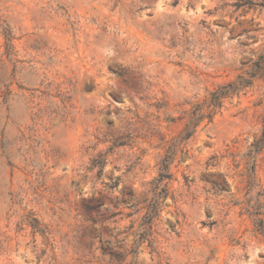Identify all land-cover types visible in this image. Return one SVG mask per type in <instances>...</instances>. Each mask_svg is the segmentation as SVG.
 I'll use <instances>...</instances> for the list:
<instances>
[{
	"label": "rangeland",
	"instance_id": "rangeland-1",
	"mask_svg": "<svg viewBox=\"0 0 264 264\" xmlns=\"http://www.w3.org/2000/svg\"><path fill=\"white\" fill-rule=\"evenodd\" d=\"M262 51L264 0H0V264H264V77L181 136Z\"/></svg>",
	"mask_w": 264,
	"mask_h": 264
},
{
	"label": "trees",
	"instance_id": "trees-1",
	"mask_svg": "<svg viewBox=\"0 0 264 264\" xmlns=\"http://www.w3.org/2000/svg\"><path fill=\"white\" fill-rule=\"evenodd\" d=\"M264 77V51L259 53L256 58L250 63L248 69L244 70L241 74L237 75L233 81L218 86L209 93V97L205 103L195 105V114L185 124L182 132V137L190 134V130L197 127V125L204 119L209 117L210 114L220 107L221 102L226 97L237 93L238 91L250 87L257 79ZM206 116V117H205ZM263 125L260 135L253 140L248 147L244 156L248 164V174H254V162L257 154L264 149V116ZM171 163V156L165 155L161 162L158 176L152 182V198L146 207L144 219L149 221L158 213L159 200L165 198L167 190L162 185L165 180L169 178V165ZM260 222L259 231L264 237V230L262 220Z\"/></svg>",
	"mask_w": 264,
	"mask_h": 264
}]
</instances>
